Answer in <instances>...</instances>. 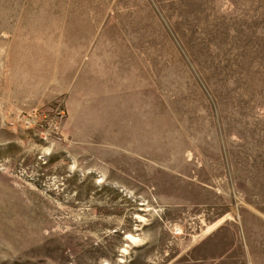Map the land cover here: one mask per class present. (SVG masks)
<instances>
[{"label":"rangeland","instance_id":"1","mask_svg":"<svg viewBox=\"0 0 264 264\" xmlns=\"http://www.w3.org/2000/svg\"><path fill=\"white\" fill-rule=\"evenodd\" d=\"M0 264H264V0H0Z\"/></svg>","mask_w":264,"mask_h":264},{"label":"bare ground","instance_id":"2","mask_svg":"<svg viewBox=\"0 0 264 264\" xmlns=\"http://www.w3.org/2000/svg\"><path fill=\"white\" fill-rule=\"evenodd\" d=\"M125 252V251H124Z\"/></svg>","mask_w":264,"mask_h":264}]
</instances>
